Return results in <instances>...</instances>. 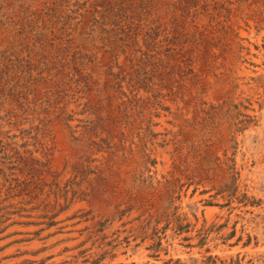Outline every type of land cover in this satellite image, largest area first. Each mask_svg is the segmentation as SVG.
Masks as SVG:
<instances>
[{"label": "rangeland", "instance_id": "1", "mask_svg": "<svg viewBox=\"0 0 264 264\" xmlns=\"http://www.w3.org/2000/svg\"><path fill=\"white\" fill-rule=\"evenodd\" d=\"M0 264H264V0H0Z\"/></svg>", "mask_w": 264, "mask_h": 264}, {"label": "bare ground", "instance_id": "2", "mask_svg": "<svg viewBox=\"0 0 264 264\" xmlns=\"http://www.w3.org/2000/svg\"><path fill=\"white\" fill-rule=\"evenodd\" d=\"M166 124V123H165ZM134 135V134H133Z\"/></svg>", "mask_w": 264, "mask_h": 264}]
</instances>
